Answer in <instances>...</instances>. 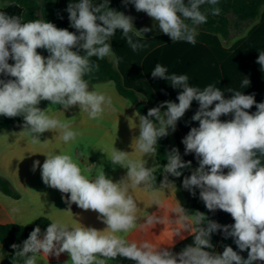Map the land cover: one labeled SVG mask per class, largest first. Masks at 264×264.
Wrapping results in <instances>:
<instances>
[{"label":"clouds","instance_id":"clouds-1","mask_svg":"<svg viewBox=\"0 0 264 264\" xmlns=\"http://www.w3.org/2000/svg\"><path fill=\"white\" fill-rule=\"evenodd\" d=\"M131 3L136 11H143L157 21L159 29L172 42L186 41L193 45L197 42V27L207 22L208 15L216 16L221 12L219 0H188L187 4L184 0H131ZM203 5L209 7L202 10ZM67 12L76 33L58 29L41 19L24 22L20 16L0 11V74L15 78L0 79V116H23V127L33 142H40L39 136L45 131L57 129L65 143L78 135L68 123L51 117L47 109L41 110L38 105L42 100L60 105L64 110L78 106L80 112H86L91 119L99 118L106 107L110 108L111 97L90 90L89 81L85 79L98 68L91 58L102 60L115 55L110 41L117 29L122 30L123 38L133 51L145 47L133 36L144 38V33L152 31L148 27L137 30L133 18L111 9L109 0L99 4L79 0L69 3ZM41 48L48 51L47 58L37 52ZM80 50L84 51L83 55ZM9 59L14 64H10ZM257 63L264 68V51L259 53ZM167 73L168 69L159 63L151 71L153 78L164 79L173 88L182 89L177 96L179 102L165 101L149 109L146 116L139 115L136 150L143 157L156 156L158 139L167 136L169 128L175 131L177 121L192 102L197 101L199 108L191 119L198 121L199 127L191 128L182 143L185 154L195 153L199 167L184 178L183 187L189 191L200 189V198L207 209L223 210L231 214L235 223L221 226L199 211L187 212L177 201L178 207L173 210L175 219L169 222L179 225L175 233L181 239L183 232L190 234L192 244L173 253L169 248L148 242H130L117 233L130 232L138 225L146 229L163 223V218L155 213L140 222L138 205L129 194L130 189L143 187L155 191L174 187L168 176L180 177L181 169L190 167L191 161L184 162L178 149L173 148L166 154L167 163L161 172L164 179L157 187L156 168L146 167L145 159H130V153L125 151L113 148L109 159L113 166L128 170L118 182L107 178L104 171L91 179L90 169H82L70 154L49 153L41 168L42 181L61 193H70L65 203L97 212L107 228L99 231L80 223V226L70 227L54 221L42 234L37 226L23 242L22 249L17 244L11 246L22 264H37L40 254L59 257L65 252L70 256V264H109L117 256L136 264L264 261V102L257 104L254 95L232 89L228 90L231 98L226 99L224 92L213 84L201 90L190 86L186 74ZM249 83L244 79L242 87ZM214 102L215 106L210 109ZM254 104L257 111L250 114L246 110ZM164 107L166 111L162 112ZM228 114H233L234 118L225 122L219 119ZM39 166L40 162L35 161L33 171ZM224 169H228L227 174ZM156 204H159L158 199ZM221 228L227 236L235 238L241 251L249 250L247 259L231 246H226L222 254L205 250L213 247L211 234Z\"/></svg>","mask_w":264,"mask_h":264},{"label":"crops","instance_id":"crops-1","mask_svg":"<svg viewBox=\"0 0 264 264\" xmlns=\"http://www.w3.org/2000/svg\"><path fill=\"white\" fill-rule=\"evenodd\" d=\"M0 9H5L2 4H0ZM134 10L135 6L125 8L120 12L132 17L134 27L139 30L145 26L140 22L139 15ZM19 12L21 10H16V13ZM263 26L264 5L261 7L256 19L243 23L234 32L230 31L227 38L218 37L221 47L227 51L226 56L223 58L216 56L206 42L197 39L195 45L186 41L172 42L171 39L159 43L150 48L141 60V86L147 88L158 106L165 101L179 102L177 96L182 89L173 88L170 82L164 79L152 77L151 71L159 63L168 69L167 74L169 75L173 73L177 75L186 74L189 77L190 86L199 87L202 90L208 84H213L224 92L226 99L231 98L232 93L228 90L232 89L241 91L245 95H254L257 104L264 102V68L257 63L261 51L257 54L248 49L240 51L242 44L252 39L258 29ZM197 33V35L200 34L199 29H197ZM160 36L167 35L159 31L141 38L153 40ZM254 41H257L259 45L262 44L260 38ZM8 62L10 63V59ZM116 64L117 60L115 67ZM0 79L15 78L5 77L0 74ZM244 79H248L250 83L243 88L242 81ZM106 83H98L90 89L105 94L112 99V106L110 108L106 107L99 118H89L86 112H80L78 106H72L68 110L62 108L59 113H49L48 115L68 123L71 129L78 133L77 136L83 138L85 146L91 147L92 150L100 154L102 163L95 168L94 173L91 174V179H94L102 171L113 182H118L127 175L128 170L126 168L120 165L113 166L109 160L113 148L130 153V159H145L147 160L146 167H155L157 169L156 156L143 157V154L137 151L135 147V138L139 136L138 117L140 114L130 101L122 97L117 90L114 92L107 88ZM143 97L145 99L144 104L149 106L144 95ZM215 103L210 106V109L215 106ZM198 108L199 103L193 101L190 109L177 121L175 128L181 137L184 138L191 128L199 127V122L191 119ZM161 111H166V107L161 108ZM246 111L252 114L257 111V108L254 104L251 109ZM75 112L79 114L74 123L72 118ZM233 118V114H228L222 115L219 119L225 122ZM24 130V127H22L0 131V176L9 180L12 186L21 193L19 199H13L0 192V224L31 226L39 217H46L52 222L61 221L70 227L80 226L81 224L99 231L105 230L107 225L98 218L99 214L97 212L83 210L75 203L71 205L65 203V198H70V193L64 194L49 186L43 187L46 184L42 181L41 168L47 158L46 155L49 153L65 154L70 150V145L75 140L67 143L63 142L60 139V130L57 129L45 131L39 136L40 142H33L31 135ZM168 131L174 137L169 129ZM167 138L169 149L172 151L169 137L167 136ZM177 148L182 160L185 161L184 154L178 144ZM191 154L199 167V161L195 153ZM35 161H39L40 166L33 171ZM227 171L228 169H224L225 174H227ZM168 179L174 187L155 191L137 187L130 189L129 193L138 205L137 215L140 217L141 223L153 213L163 218V223L149 226L146 229H141L138 225L136 229L130 232L117 233V235H122L130 242H148L156 247L169 248V250L191 236L187 232L181 234L184 236L183 239L176 236L175 229L179 228V225L169 222L175 219L173 210L178 207L177 201L180 206L185 208L188 200L186 193L176 181ZM22 192L31 196V202L27 205L22 204ZM157 199L159 204H156ZM37 200L46 201V203L43 204ZM13 209L17 211H13ZM220 211L218 209L217 212ZM218 245H216V251L219 250ZM7 256L8 252L0 243V264ZM68 262L70 264V256L66 252L61 253L59 257L55 255L47 257L44 254H40L37 257V264H68ZM109 264H136V262L117 256L111 259Z\"/></svg>","mask_w":264,"mask_h":264},{"label":"trees","instance_id":"trees-1","mask_svg":"<svg viewBox=\"0 0 264 264\" xmlns=\"http://www.w3.org/2000/svg\"><path fill=\"white\" fill-rule=\"evenodd\" d=\"M78 2L79 0H0V4L5 8L4 10L0 9V11L6 12L9 15L20 16L24 22L41 19L45 22L53 23L58 29H67L70 32L76 33V29L71 27L67 7L69 3ZM93 2L99 4L102 3L103 0H93ZM184 2L187 4L188 0H184ZM263 5L264 0H219L218 7L221 9L220 14L216 16L208 15L207 22L197 27V29L200 30V34L196 36V39L206 42L216 56L220 58L225 57L227 51L221 47L218 37L227 38L232 26L238 29L243 23L256 19ZM109 7L120 12L125 8L134 7V4L131 3V0H109ZM208 7V5H203L202 10ZM16 10H21V12L16 13ZM98 23L100 22L98 21ZM130 35L132 34L130 33ZM257 38H260L262 41L261 45L257 44V41H254ZM133 39L139 40V42L144 44L145 47L137 50L138 52L133 51L123 38L122 30L117 29L115 35L110 41L117 60L116 67L109 61L108 57H105L102 60L92 57L91 59L94 63L98 64V68L90 75L85 76V79L89 81V89H92L93 86L98 83L112 82L115 85L117 92L130 101L140 115L146 116L149 109L158 107V105L147 88L141 86V60L150 48L159 43L170 40V37L167 35L156 37L153 40H146L141 37L133 36ZM247 49L254 51L256 54L260 51H264V26L258 29L252 39L244 42L240 47V51H245ZM73 50L75 51L76 49ZM37 52L45 58L49 56L46 49H37ZM80 54L83 55L84 51L80 50ZM10 64H14V61L11 59ZM138 94L145 96L149 106L139 101ZM47 103V100H42L38 107L41 110H44L47 107ZM150 119L155 120L154 117H151ZM24 123L23 116L12 118L0 116V131L22 128ZM169 130L174 135L178 146L184 154V162L191 161L190 167L181 169L182 175L180 177L168 176V178L175 180L186 193L188 201L184 209L189 213L199 211L205 214L208 220L214 221L221 226L233 225L235 221L229 213H226L223 210L217 212L218 209L210 211L206 208L205 203L199 195L200 189L194 188L192 191H189L183 187L184 178L190 176L192 171L198 166L191 153L185 154V145L182 143L183 137H181L177 129L175 128V131H173L169 128ZM169 152L171 151L169 149L167 136L159 138L156 153L158 167L155 173L157 177V186L164 178L161 174L162 166L167 163L166 154ZM193 191L195 192V195H193ZM0 192L13 199L20 198V194L12 187L10 181L1 176ZM51 222L52 221L46 217H39L31 226L0 224V243L8 252V256L2 261V264H22V260L15 257L16 249H13L11 246L17 244L22 249L23 242L37 226L40 227L41 233L43 234ZM234 241L235 238L227 236L223 231V228H221L211 234L210 243L213 247L205 250L221 254L220 250L223 252L226 246H231L234 251L244 259H247L249 250L241 251ZM192 243L193 237L190 236L170 251L173 253H179L184 247ZM217 244H219L218 251H216ZM254 264H257V262L255 261Z\"/></svg>","mask_w":264,"mask_h":264},{"label":"rangeland","instance_id":"rangeland-1","mask_svg":"<svg viewBox=\"0 0 264 264\" xmlns=\"http://www.w3.org/2000/svg\"><path fill=\"white\" fill-rule=\"evenodd\" d=\"M134 12L137 15H139V20H140V22H142V24H144L145 27H148V28L152 29V31L147 32L145 35H143L144 37L150 36L153 33H158L159 31H161L159 29L158 22L154 21V19L149 17L145 12H143V11H139L138 12V11H136V9L134 10ZM155 28H156L157 31L155 30ZM235 30H236V28H234L232 26L231 32H234ZM113 52H114V50H113ZM108 59L113 65H115V63H116V56L115 55L108 57ZM105 85L107 86V88H110L111 90L116 92L115 86H114V84L112 82H107ZM138 98H139V101L141 103H144L145 99H144L143 95L138 94ZM62 108L63 107L60 106V105H52L50 101H48L47 107H46L48 114L49 113L57 114V113H59L62 110ZM78 114L79 113H77V112H75L73 114L72 120L74 121V123L76 122ZM168 133L169 134L167 136L169 137V140H170V148L171 149H173V148L178 149L177 148V143H176L174 137L171 135V133L169 131H168ZM65 154H70L73 157V159L83 169L89 167L90 168V172L88 173V175H89L90 178H91V174L94 173L95 168L99 164L102 163V159L100 157V154L97 151L92 150L91 147L85 146V143H84L83 138L81 136H77L76 137L75 142H73V144L70 145V150H68ZM92 164H95V166L92 165ZM47 186L48 185H44L43 187H47ZM13 188L21 195V193L15 187H13ZM22 194H23L22 204L27 205L29 202H31V196L29 194L23 193V192H22ZM37 201H40V203H43V204L46 203V201H42V200H37Z\"/></svg>","mask_w":264,"mask_h":264},{"label":"built area","instance_id":"built-area-1","mask_svg":"<svg viewBox=\"0 0 264 264\" xmlns=\"http://www.w3.org/2000/svg\"><path fill=\"white\" fill-rule=\"evenodd\" d=\"M257 262V264H264V261H256Z\"/></svg>","mask_w":264,"mask_h":264},{"label":"water","instance_id":"water-1","mask_svg":"<svg viewBox=\"0 0 264 264\" xmlns=\"http://www.w3.org/2000/svg\"><path fill=\"white\" fill-rule=\"evenodd\" d=\"M221 254L223 253L222 250H220Z\"/></svg>","mask_w":264,"mask_h":264}]
</instances>
